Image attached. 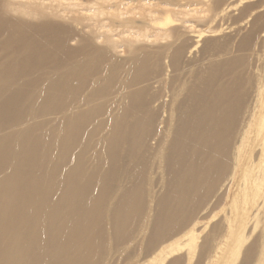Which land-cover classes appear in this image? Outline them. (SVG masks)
I'll use <instances>...</instances> for the list:
<instances>
[{"label": "bare ground", "instance_id": "1", "mask_svg": "<svg viewBox=\"0 0 264 264\" xmlns=\"http://www.w3.org/2000/svg\"><path fill=\"white\" fill-rule=\"evenodd\" d=\"M143 1L0 0V264H264V18Z\"/></svg>", "mask_w": 264, "mask_h": 264}, {"label": "rangeland", "instance_id": "2", "mask_svg": "<svg viewBox=\"0 0 264 264\" xmlns=\"http://www.w3.org/2000/svg\"><path fill=\"white\" fill-rule=\"evenodd\" d=\"M85 1L87 4L86 7H88V4L90 5V3H92L91 5H95L94 3L97 4L98 1H99V4H100V2H103V3H106L104 5H112V6L114 4L120 6L122 2L125 4H128V6H134V4L137 5L136 3H138L137 0H135L136 3L134 2V0L133 1L132 0H119V1L113 0L114 4H113L112 0H106V1L105 0L104 1L103 0H98V1L97 0H88V3H87V0H85ZM110 1L112 4H109ZM146 1H149L152 4H155L156 2L164 3L165 1H168V0H158V1L157 0H146ZM169 1H170L169 3L172 2L174 4V6L176 3V6L179 7V9H182V7H183L182 10H184V11L189 10L190 13L186 17L188 18V20L190 22L192 21L193 24L197 23L195 25H196V27H198V29L201 28V29L207 30V29L211 28L213 25L214 26L212 28H215V29H219V28L221 30H223V28H225V30L227 29L226 32H225V30L221 31L220 33H222V34H220V36L224 35L223 33H227V34H229V32L231 33L232 32L230 30L231 28L233 29V32H234L239 25H241L244 28L243 29L244 32H247L251 26L250 25L251 22L255 21L256 23H258L261 18H264V0H211V1L210 0H169ZM179 1H181V2H179ZM117 2L118 3L120 2V3L118 4ZM153 2H155V3H153ZM103 3L101 5H103ZM139 3H142V1ZM222 5H225V7ZM223 7L225 8V10ZM111 11H113V10H111ZM225 11L227 14L224 16L223 13L225 14ZM83 13H85V12H83ZM87 13L90 14L89 12H87ZM192 15H193V17H192ZM222 17L224 18L223 20H222ZM211 19H213V20L210 21ZM208 22L209 23L211 22L210 23L211 25ZM227 26L230 28H227ZM218 216H220V215H218ZM200 221H201L200 225L203 222L209 223V224L207 223L208 225L206 224V227H202V225L200 227L197 226L198 230L200 231V235L203 236V235H206L207 233H209L210 226L213 223V220L208 216V217H206ZM199 243H200V241L198 240V244ZM238 260H236V263L238 262Z\"/></svg>", "mask_w": 264, "mask_h": 264}]
</instances>
